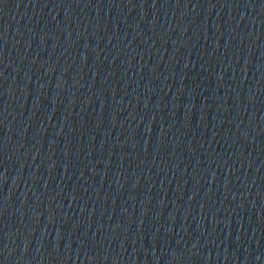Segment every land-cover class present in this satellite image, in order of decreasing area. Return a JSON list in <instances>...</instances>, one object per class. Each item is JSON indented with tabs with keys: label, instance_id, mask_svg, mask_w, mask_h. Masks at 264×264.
Listing matches in <instances>:
<instances>
[{
	"label": "water",
	"instance_id": "1",
	"mask_svg": "<svg viewBox=\"0 0 264 264\" xmlns=\"http://www.w3.org/2000/svg\"><path fill=\"white\" fill-rule=\"evenodd\" d=\"M0 264H264V0H0Z\"/></svg>",
	"mask_w": 264,
	"mask_h": 264
}]
</instances>
